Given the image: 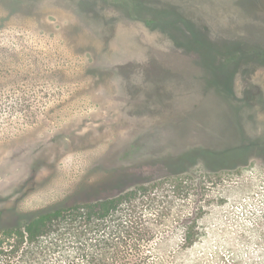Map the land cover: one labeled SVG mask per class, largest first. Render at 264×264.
I'll return each instance as SVG.
<instances>
[{"label": "rangeland", "instance_id": "obj_1", "mask_svg": "<svg viewBox=\"0 0 264 264\" xmlns=\"http://www.w3.org/2000/svg\"><path fill=\"white\" fill-rule=\"evenodd\" d=\"M126 193L90 264H264V0H0V229Z\"/></svg>", "mask_w": 264, "mask_h": 264}, {"label": "trees", "instance_id": "obj_2", "mask_svg": "<svg viewBox=\"0 0 264 264\" xmlns=\"http://www.w3.org/2000/svg\"><path fill=\"white\" fill-rule=\"evenodd\" d=\"M190 157L193 158H167L158 170L174 173ZM221 157L208 155L210 162ZM128 195L126 193L58 208L33 217L22 227L0 229V264H90L92 260L87 249L91 247L102 250L101 246L107 245L102 243L109 240L98 237V233L102 230V224L115 214L117 217L114 221L117 222H114L116 226H113L114 237L111 240L121 237L126 242L135 234L141 235L140 232L147 235L149 232L142 228L136 213L126 214L128 217L125 218L118 217L119 207ZM88 232L94 237L88 238ZM67 237H72L74 241H68ZM125 245L130 250L136 247L134 243ZM135 261L123 257L117 264H136ZM94 262L101 264L98 258H94Z\"/></svg>", "mask_w": 264, "mask_h": 264}]
</instances>
